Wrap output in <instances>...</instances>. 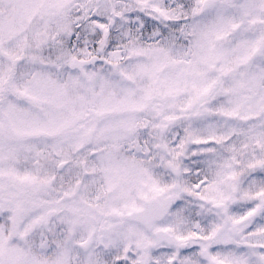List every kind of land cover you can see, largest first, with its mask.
<instances>
[{
  "label": "snow or ice",
  "instance_id": "1",
  "mask_svg": "<svg viewBox=\"0 0 264 264\" xmlns=\"http://www.w3.org/2000/svg\"><path fill=\"white\" fill-rule=\"evenodd\" d=\"M0 264H264V0H0Z\"/></svg>",
  "mask_w": 264,
  "mask_h": 264
}]
</instances>
